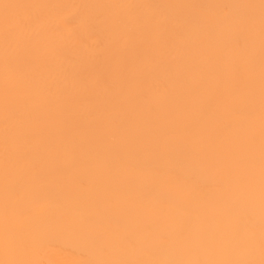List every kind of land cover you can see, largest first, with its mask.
<instances>
[{
    "label": "bare ground",
    "instance_id": "bare-ground-1",
    "mask_svg": "<svg viewBox=\"0 0 264 264\" xmlns=\"http://www.w3.org/2000/svg\"><path fill=\"white\" fill-rule=\"evenodd\" d=\"M0 264H264V0H0Z\"/></svg>",
    "mask_w": 264,
    "mask_h": 264
}]
</instances>
